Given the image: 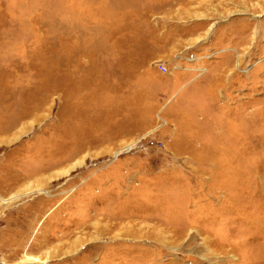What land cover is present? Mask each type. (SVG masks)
Listing matches in <instances>:
<instances>
[{
	"label": "rangeland",
	"instance_id": "1",
	"mask_svg": "<svg viewBox=\"0 0 264 264\" xmlns=\"http://www.w3.org/2000/svg\"><path fill=\"white\" fill-rule=\"evenodd\" d=\"M27 256L264 264V0H0V264Z\"/></svg>",
	"mask_w": 264,
	"mask_h": 264
},
{
	"label": "bare ground",
	"instance_id": "2",
	"mask_svg": "<svg viewBox=\"0 0 264 264\" xmlns=\"http://www.w3.org/2000/svg\"><path fill=\"white\" fill-rule=\"evenodd\" d=\"M133 142V141H132ZM132 142H130V143H127L125 146H124V148L125 147H127V148H129L131 145H132ZM150 190V189H149ZM150 194H152V193H150ZM137 197V196H136ZM150 198L153 200V198H154V196H150ZM156 198V197H155ZM138 199V198H137ZM137 199H135L134 200V202H135V204H137L136 203V201H137ZM151 200V201H152ZM172 203V202H171ZM128 204H126V205H122L121 207H124V208H117L116 209V212H114L113 211V213L111 214V219L112 218H116L117 217V219H119V220H122V221H124L125 219V217H122L123 215H118L119 213H122V212H126V213H123V214H127V215H129V217H136L137 218V220L139 219V217H137L136 215H138L139 216V214H138V211L137 212H134V211H132V212H129V211H126V210H123V209H125V208H128V206H127ZM131 206V205H130ZM130 206H129V208H130ZM135 206V205H134ZM137 207V209H138V205H136ZM156 207H158V206H155V204H149V202L147 203V204H145V203H143V206L140 208V214H142L143 212H145L146 210H148V211H152V212H154L155 210H156ZM117 213V214H116ZM112 215L113 216H115V217H112ZM104 218V217H103ZM149 219H156V220H159L157 217H148ZM147 218V219H148ZM107 220V219H106ZM109 220H110V218H109ZM108 221V220H107ZM144 221V220H143ZM117 222H120V221H117ZM110 224V223H109ZM114 224V223H113ZM122 224V223H121ZM115 226V225H114ZM114 226L113 225H110V228L111 227H113V229H114ZM155 227H157V226H155ZM112 229V228H111ZM164 231L165 232H167V229H164ZM175 234V233H174ZM176 235V234H175ZM179 234H177L176 236H178ZM173 237H175L174 235H173ZM173 237H170V238H166V239H168V240H172V239H174ZM176 238V237H175ZM153 240H155V241H159L160 243L162 242V238L157 234V235H154L153 236V238H152ZM21 262H27V263H30V264H36V263H41V264H43L44 262H46V260H40L39 258H37V257H33V256H27L26 257V259L25 260H21Z\"/></svg>",
	"mask_w": 264,
	"mask_h": 264
},
{
	"label": "crops",
	"instance_id": "3",
	"mask_svg": "<svg viewBox=\"0 0 264 264\" xmlns=\"http://www.w3.org/2000/svg\"><path fill=\"white\" fill-rule=\"evenodd\" d=\"M183 70H185V69H182V70L178 71V73L176 74L177 79H179V80H185L186 81V84L191 83V80H190L191 79V76H190V74L188 72H186V71H183Z\"/></svg>",
	"mask_w": 264,
	"mask_h": 264
},
{
	"label": "built area",
	"instance_id": "4",
	"mask_svg": "<svg viewBox=\"0 0 264 264\" xmlns=\"http://www.w3.org/2000/svg\"><path fill=\"white\" fill-rule=\"evenodd\" d=\"M178 68H181V67L176 66V69H178ZM200 68H201V71H203V68H202V67H200ZM158 69H159L162 73H167V68H166V66H164V64H162V63L158 64Z\"/></svg>",
	"mask_w": 264,
	"mask_h": 264
}]
</instances>
